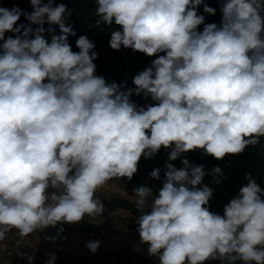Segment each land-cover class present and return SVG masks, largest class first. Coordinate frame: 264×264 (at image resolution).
<instances>
[{"label":"clouds","instance_id":"clouds-1","mask_svg":"<svg viewBox=\"0 0 264 264\" xmlns=\"http://www.w3.org/2000/svg\"><path fill=\"white\" fill-rule=\"evenodd\" d=\"M95 2L92 26L112 29V50L156 57L132 77L134 87L96 75L98 53L86 35L72 50L66 4L0 6V241L13 229L27 237L61 225L45 237L55 242L64 224L97 223L105 211L97 191L131 181L141 158L163 147V186L133 189L148 254L159 264H264V186L249 174L219 214L210 210L204 166L171 163L197 150L220 160L264 137V0H220L219 26L199 14L201 5L216 14L205 0ZM211 175L222 182L219 167ZM149 176L160 180L161 169ZM86 247L95 254L100 241Z\"/></svg>","mask_w":264,"mask_h":264},{"label":"trees","instance_id":"trees-1","mask_svg":"<svg viewBox=\"0 0 264 264\" xmlns=\"http://www.w3.org/2000/svg\"><path fill=\"white\" fill-rule=\"evenodd\" d=\"M47 2V0H45ZM55 3H64L67 5L68 10L71 11V17H66V24H71L76 32V36H70L69 42L73 51H79L76 48V39L80 35H86L94 44L95 51L98 53V58L94 61L96 65V74L101 72L105 75V80L108 83L115 82L118 85L124 84L125 87H134L132 84V77L143 71L150 65L151 61L156 57H148L143 53L133 52L131 49L121 48L119 51L112 50L109 46L110 31L111 28L101 24L100 28L92 26L94 21L98 19L95 15L96 2L95 0H55ZM209 6L216 9L215 15H209L203 12V5L198 8L199 14L205 16V23H216L220 25L222 19V13L220 12V0H205ZM0 6L11 9L14 6H18L26 11H31V7L28 4V0H0ZM18 23L27 24L28 22L22 16ZM35 27V26H34ZM49 25L45 24V28ZM56 30V34H60L58 26H53ZM118 29V26H114ZM199 30H203V25L199 27ZM13 35L12 33H9ZM46 38L51 39V34L46 33ZM132 99L139 105L150 104L152 101L145 100L142 96L133 95ZM170 149L161 150L155 155L154 158L144 159L143 168L146 179H141L137 175H134L131 181L123 179L126 188L133 192L134 188L141 185H146L153 189L154 186H163L165 164L168 161V153ZM143 158V157H142ZM190 164L203 165L205 170V177L203 184H207L214 189L213 196L209 202L210 210L219 214H223L224 205L227 204L232 198L238 195L242 186L248 183L246 176L250 174L251 178L255 179L258 183L264 186V137L260 138V142L254 146H248L243 153L237 155H226L223 159H215L212 156L204 155L201 150L191 151L187 157ZM174 166L179 169L183 165L174 163ZM219 167L222 170L223 176L220 177L221 183H213V176L211 175L212 169ZM155 168L161 169V179H151L149 173ZM104 205L111 212L116 210H123L129 212L134 217L138 213L136 212L135 203L130 202L127 199L115 198L112 201H103ZM61 227V225H57ZM64 233L66 232V224L62 225ZM137 223L136 219H133L121 232L123 238L137 241L140 240L139 234L136 231ZM86 232H91V227L86 229ZM127 253L126 250L123 254ZM157 259V258H156ZM157 263L159 261L157 259ZM206 264H220L219 261H208ZM239 264V262H238Z\"/></svg>","mask_w":264,"mask_h":264},{"label":"rangeland","instance_id":"rangeland-1","mask_svg":"<svg viewBox=\"0 0 264 264\" xmlns=\"http://www.w3.org/2000/svg\"><path fill=\"white\" fill-rule=\"evenodd\" d=\"M8 35L10 34L6 33V36ZM96 75L105 78L101 72ZM190 152L186 157L182 156L172 162L182 164L181 160L187 158ZM143 161L144 158H141L135 175L146 179ZM154 188L158 193L161 187ZM96 195L102 202L115 198L127 199L133 203L136 201L134 193L129 191L120 179L109 181ZM88 219L75 225L66 224V232H63L55 242L45 237L56 236L58 227H49L27 237L19 236L17 230L13 229L7 233L6 239L0 241V264H29L27 258L29 256L33 257L32 264H48L49 254L57 257L54 264H158L156 257L148 254L146 244L122 237L121 232L135 219L129 212L123 210L111 212L105 206L102 216L96 218L97 223H91ZM88 227H91V232H86ZM97 240L100 241V247L93 254L86 244L88 241ZM124 250L127 253L123 254Z\"/></svg>","mask_w":264,"mask_h":264},{"label":"built area","instance_id":"built-area-1","mask_svg":"<svg viewBox=\"0 0 264 264\" xmlns=\"http://www.w3.org/2000/svg\"><path fill=\"white\" fill-rule=\"evenodd\" d=\"M140 241V240H139Z\"/></svg>","mask_w":264,"mask_h":264}]
</instances>
